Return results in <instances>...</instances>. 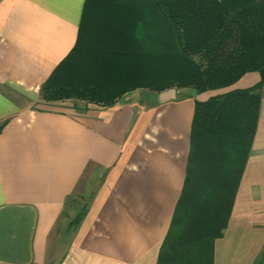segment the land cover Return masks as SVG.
<instances>
[{
    "label": "crops",
    "instance_id": "1",
    "mask_svg": "<svg viewBox=\"0 0 264 264\" xmlns=\"http://www.w3.org/2000/svg\"><path fill=\"white\" fill-rule=\"evenodd\" d=\"M86 2L0 0V264H47L68 200L93 171L100 184L57 264H158L184 194L183 222L195 221L189 229L198 235L217 231L219 206L228 209V190L226 201L209 193L229 189L228 180L206 172L188 184L195 103L254 87L260 74L203 94L138 89L111 106L47 102L42 86L82 25L89 31ZM230 189L223 236L200 251L211 264H255L264 252V88L249 159L234 196L233 183Z\"/></svg>",
    "mask_w": 264,
    "mask_h": 264
},
{
    "label": "trees",
    "instance_id": "2",
    "mask_svg": "<svg viewBox=\"0 0 264 264\" xmlns=\"http://www.w3.org/2000/svg\"><path fill=\"white\" fill-rule=\"evenodd\" d=\"M87 23L89 31L82 25L75 47L42 86L43 100L79 99L111 106L138 89H191L203 94L229 88L248 73L260 74L254 87L195 103L188 184L206 172L218 183L228 180L229 189L221 184L209 192L225 201L228 192V209L219 206L217 231L209 228L198 235L200 230L189 229L195 221L185 220L184 225L189 199L184 194L158 264H211L209 254L200 249L223 236L231 183L234 196L258 129L264 88V0H87L82 24ZM190 186L186 194L193 191ZM92 201L71 222L74 231ZM255 264H264V252Z\"/></svg>",
    "mask_w": 264,
    "mask_h": 264
},
{
    "label": "rangeland",
    "instance_id": "3",
    "mask_svg": "<svg viewBox=\"0 0 264 264\" xmlns=\"http://www.w3.org/2000/svg\"><path fill=\"white\" fill-rule=\"evenodd\" d=\"M100 181L101 176L99 172H91L85 190L83 191V185H81L78 192L68 200L62 218L50 237L47 264H57L65 254V251L73 238V228L70 224L76 218L77 214L83 210L82 208L87 206V204L93 200L92 198L96 193Z\"/></svg>",
    "mask_w": 264,
    "mask_h": 264
}]
</instances>
